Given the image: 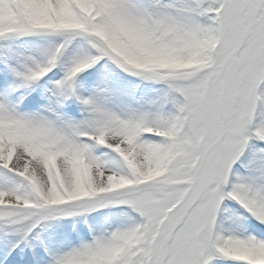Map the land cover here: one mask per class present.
Masks as SVG:
<instances>
[{"label":"snow or ice","instance_id":"1","mask_svg":"<svg viewBox=\"0 0 264 264\" xmlns=\"http://www.w3.org/2000/svg\"><path fill=\"white\" fill-rule=\"evenodd\" d=\"M0 264H264V0H0Z\"/></svg>","mask_w":264,"mask_h":264}]
</instances>
